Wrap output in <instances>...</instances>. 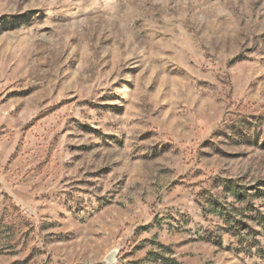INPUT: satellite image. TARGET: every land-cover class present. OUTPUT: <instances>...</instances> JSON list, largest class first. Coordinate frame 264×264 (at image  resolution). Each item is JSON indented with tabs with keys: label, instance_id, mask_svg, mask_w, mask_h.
Instances as JSON below:
<instances>
[{
	"label": "rangeland",
	"instance_id": "obj_1",
	"mask_svg": "<svg viewBox=\"0 0 264 264\" xmlns=\"http://www.w3.org/2000/svg\"><path fill=\"white\" fill-rule=\"evenodd\" d=\"M264 264V0H0V264Z\"/></svg>",
	"mask_w": 264,
	"mask_h": 264
},
{
	"label": "water",
	"instance_id": "obj_2",
	"mask_svg": "<svg viewBox=\"0 0 264 264\" xmlns=\"http://www.w3.org/2000/svg\"><path fill=\"white\" fill-rule=\"evenodd\" d=\"M110 263V258H108L107 260H106V264H109Z\"/></svg>",
	"mask_w": 264,
	"mask_h": 264
}]
</instances>
